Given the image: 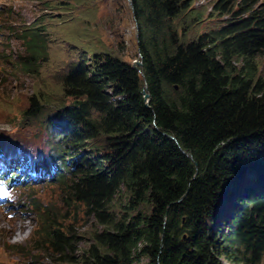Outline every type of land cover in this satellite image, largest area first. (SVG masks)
I'll list each match as a JSON object with an SVG mask.
<instances>
[{"label":"trees","instance_id":"trees-1","mask_svg":"<svg viewBox=\"0 0 264 264\" xmlns=\"http://www.w3.org/2000/svg\"><path fill=\"white\" fill-rule=\"evenodd\" d=\"M254 1L218 0L224 24L186 39L176 20L191 0H130L141 66L107 52L69 64L54 142L31 158L103 229L60 260L264 264V2ZM32 29L19 34L27 70L45 53ZM36 234L35 249L70 246L46 211Z\"/></svg>","mask_w":264,"mask_h":264},{"label":"rangeland","instance_id":"rangeland-1","mask_svg":"<svg viewBox=\"0 0 264 264\" xmlns=\"http://www.w3.org/2000/svg\"><path fill=\"white\" fill-rule=\"evenodd\" d=\"M217 1L191 0L187 12L176 20L178 29L186 31V39L224 24L227 17L214 10ZM254 2L256 6L264 0ZM28 27L45 40L44 57L32 62L30 70L19 66L29 54L19 34L29 31ZM135 30L128 0H0V151L22 148L30 154L32 166L27 170V162L19 159L0 178V264H69L59 257H75L72 248L83 252L92 244L93 232L103 229L69 193L67 184L50 181L52 170L42 175L40 162L32 158L46 156L54 142V129L61 122L58 110L69 102L61 92V77L69 64L95 52L138 60ZM33 100L39 110L33 105L35 114L25 116ZM34 169L39 176L32 175ZM123 202V196L116 199V212L124 210ZM228 204L223 210L231 218ZM44 211L69 238L70 246L63 248L61 255L35 249ZM222 263L232 264L226 259ZM140 264H147V259L143 257Z\"/></svg>","mask_w":264,"mask_h":264},{"label":"bare ground","instance_id":"bare-ground-1","mask_svg":"<svg viewBox=\"0 0 264 264\" xmlns=\"http://www.w3.org/2000/svg\"><path fill=\"white\" fill-rule=\"evenodd\" d=\"M21 56V55H20ZM21 149V150H20ZM19 151L16 150L14 151V149H2L0 151V156H1V160L3 161V166H2V169H7L9 168V166L11 164H13V162H16L17 160L19 159H22L23 161L27 162V170H30L31 171V160H30V154H27L26 150L20 148ZM31 151V150H30ZM32 152V151H31ZM37 153H39V151L37 150ZM61 153V152H60ZM72 155V154H71ZM21 156H23V158H21ZM66 161V159H65ZM72 164V163H71ZM70 164V165H71ZM34 174H32L33 176H39L40 173L39 172H36V170L34 169L33 170ZM53 173V172H52ZM71 178V177H70ZM39 191V190H38ZM33 202V201H32ZM7 218V217H6Z\"/></svg>","mask_w":264,"mask_h":264},{"label":"water","instance_id":"water-1","mask_svg":"<svg viewBox=\"0 0 264 264\" xmlns=\"http://www.w3.org/2000/svg\"><path fill=\"white\" fill-rule=\"evenodd\" d=\"M128 3H129L130 8H131L132 6H131V2H130V0H128ZM132 64H133V66L136 67V68L141 66V62H140L139 60H134V61L132 62ZM143 98H144L145 103H146V102L148 101V94H147L145 91H143Z\"/></svg>","mask_w":264,"mask_h":264}]
</instances>
